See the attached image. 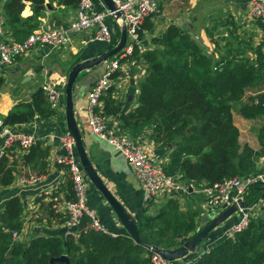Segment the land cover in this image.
Masks as SVG:
<instances>
[{
    "label": "trees",
    "instance_id": "16d2710c",
    "mask_svg": "<svg viewBox=\"0 0 264 264\" xmlns=\"http://www.w3.org/2000/svg\"><path fill=\"white\" fill-rule=\"evenodd\" d=\"M26 2L32 5L33 17H22ZM78 2L61 0L62 5L72 8ZM45 3L46 0H6L3 15L7 30L16 40H25L37 29V18L46 11ZM144 29H152L148 21ZM226 40L223 53L216 57L190 33L171 25L151 40L153 49L140 54L136 45L129 57L146 65L138 107L123 113L111 97L112 88L105 98V113L118 116L121 127L133 137L148 129L153 132L155 143L162 142L160 148L172 146L165 166L167 175H179L182 181L196 185L213 186L264 171L258 169V162L264 157V124L258 131L260 149L254 150L248 144H240V131L234 122L235 111L248 120H264V43L255 50L256 57L251 58ZM212 41L220 52L219 43ZM4 84L0 75V90ZM249 90L255 92L244 101ZM50 114L45 91L38 88L30 101L19 102L2 120L5 126H21L33 122L37 115ZM36 156H47L40 144L31 149L25 160L32 161ZM15 172L10 159L3 157L0 174L4 187L13 184ZM263 194L260 184L252 185L245 193V201L253 205ZM23 206L21 198L11 197L0 213V264H51L52 259L62 256L67 257L69 264H152V253L128 235L114 238L89 230L77 240L72 236L36 234L29 243L15 241L13 232H21L24 226ZM143 211L147 214L146 209ZM210 221V216L192 208L183 211L178 202L170 200L156 215H145L137 224L143 242L171 250ZM195 260L194 264H264V219H252L245 230L212 246Z\"/></svg>",
    "mask_w": 264,
    "mask_h": 264
},
{
    "label": "crops",
    "instance_id": "0c3cea01",
    "mask_svg": "<svg viewBox=\"0 0 264 264\" xmlns=\"http://www.w3.org/2000/svg\"><path fill=\"white\" fill-rule=\"evenodd\" d=\"M158 2L159 12L145 22L147 24L148 21L152 29L150 31L144 29L143 31V37L139 45L140 54L153 49L154 46L151 40L161 36L171 25L181 27L190 33L192 38L204 47L209 54L216 57L219 56V53H223L226 39L232 42L234 48L244 50L245 56L251 58L256 57L255 50L260 44L264 43V32L261 23L252 20L248 15L249 0H158ZM46 5H50L51 8L46 7V11L37 18L38 27L34 32L41 29L67 26L76 17L77 7L72 8L62 5L61 0H46ZM94 6L98 12L105 9L101 0L94 1ZM33 15L32 5L26 2L22 17L28 18L33 17ZM106 23L112 31V43L104 42L106 46H95L94 44L99 41H88L97 32V29L93 28L77 35L72 40L71 49L49 50V54L35 49L22 57L16 68L0 70V75L5 79V84L0 90V116H6L19 102L30 101L35 91L40 88L45 80L51 81V83H66L67 74L77 61L81 62L98 56L113 48L121 37V29L117 27L111 18H108ZM8 32L11 35V32ZM11 37L18 41L12 35ZM211 38L219 43L220 52L217 51ZM107 67L108 63H105L80 75L74 96L76 118L83 134L86 151L95 169L108 188L135 216L136 220L141 221L145 214L143 211V190L133 170L120 152L105 140L93 135L90 128L89 92L91 87L105 74ZM116 74L118 75L113 78L111 97L116 103L120 104L123 113L133 112L139 105L140 82L146 74V65L142 60L128 57L121 61V69ZM109 92L103 98L104 109L106 105L105 98L109 95ZM63 100L65 103V99ZM114 119L121 127L118 116ZM242 119L244 120V127L241 128L239 123L236 122L237 117L234 112V122L240 131V144L243 146L248 144L254 150H259L258 136L250 142L245 141L243 143V130L249 122L254 120H248L243 116ZM65 121V113L55 115L51 111L48 117L37 115L33 122L19 126L42 137L39 144L41 149L47 151V156L44 158L36 156L33 157L34 160L27 162L25 156L12 151L10 153V163H13L16 171L13 184L4 187L2 183L3 175L0 174V213L4 210L5 203L9 198L17 196L23 201L22 220L24 226L18 237V242L29 243L37 236L36 234L65 236L66 218L54 210V204L51 202L52 195L68 200L72 199L74 195L72 183L66 177L64 178L67 171L51 163L54 154L65 153V151H62L58 140L59 135L67 130ZM133 138L147 142L155 155L170 159L171 146L165 149L156 148L155 142L150 141L146 133ZM263 158H260L258 162L260 171L264 170ZM31 176H39L41 181L34 185L24 184L23 178ZM88 182L87 199L89 209L97 213L101 223L111 234L128 235L102 195L90 181ZM198 186L194 184L196 189ZM190 192L191 194L184 199V202H197L199 208L197 209L204 215L210 216L211 220L223 209V206L210 209L205 198L199 200L198 194L192 190ZM240 219L241 215L236 214L213 231L205 242L208 250L210 247L221 243L225 239L223 237L224 231L236 225ZM88 223L89 219L84 217L81 227H86ZM195 262L196 260H193L190 264Z\"/></svg>",
    "mask_w": 264,
    "mask_h": 264
},
{
    "label": "built area",
    "instance_id": "2783aa9c",
    "mask_svg": "<svg viewBox=\"0 0 264 264\" xmlns=\"http://www.w3.org/2000/svg\"><path fill=\"white\" fill-rule=\"evenodd\" d=\"M101 1L105 9L98 12L95 10L93 0H79L76 17L67 26L41 29L19 42L15 41L7 30L2 9L5 0H0V70L16 68L20 59L34 49L41 51L47 48L55 51L71 49L72 40L77 35L93 28H96L97 32L88 40L89 42L112 43V31L106 20L111 18L119 28L125 25L127 27L125 48L108 61L105 74L90 89L89 122L92 134L108 142L125 157L130 165L143 190V209H146L148 213L154 214V210L158 213L170 200L178 202L182 209L181 205L184 199L189 197L191 190L204 196L210 209L223 206L221 212L237 203L239 199L245 200V193L252 185L264 183V172L226 179L213 186L199 185L196 189L193 183L182 181L179 175H167L165 166L169 162L168 158L155 155L147 142L134 139L119 126L114 117L105 113L103 98L112 88L113 75L121 69V61L132 56L136 45H140V33L143 31L146 20L159 12V2L158 0H112L117 10L110 11L103 0ZM117 12L121 13L120 18L116 16ZM248 15L252 20L261 23L264 32V0H249ZM65 84L45 80L40 86L44 89L49 108L55 115L65 113L63 100ZM41 139L39 135L19 126H5L0 116V161L3 157L10 159L12 151L19 152L22 156L28 155ZM58 140L65 153L54 154L51 163L67 171L64 178L66 177L72 183L74 194L70 200L54 195L51 198L54 210L66 218L64 237L72 236L77 240L83 232L89 230L114 238L118 237L119 235L111 234L101 223L97 213L88 207L89 179L80 164L73 136L65 130L62 135H59ZM22 181L26 185H34L40 182L41 178L31 176L23 178ZM237 214L241 215V219L236 225L224 231L225 239L233 238L237 233L245 230L252 219H264V194L255 204L240 209ZM84 217L89 219V223L82 228ZM19 235L20 232H13V239L18 241ZM205 248L208 250L206 246ZM151 262L152 264L191 263H184L181 260L170 262L158 253H152Z\"/></svg>",
    "mask_w": 264,
    "mask_h": 264
},
{
    "label": "water",
    "instance_id": "95a60500",
    "mask_svg": "<svg viewBox=\"0 0 264 264\" xmlns=\"http://www.w3.org/2000/svg\"><path fill=\"white\" fill-rule=\"evenodd\" d=\"M103 2L105 3L107 9H109L110 11L117 10L112 0H103ZM46 7L51 8L50 5H46ZM116 16L120 18L121 13L117 12ZM120 29L121 37L118 43L113 48L102 54H99L98 56L91 57L81 62H77L68 72L67 81L65 84L66 129L75 140L76 151L80 164L85 171L89 181L105 199L106 203L112 209L119 223L127 232L128 236L136 244L141 245L151 253H158L167 261L174 262L181 260L184 263H190L195 260L196 257L204 255L207 252L204 243L209 238L210 234L218 227L223 225L226 221H228L231 217L236 215L240 209H244L245 207H247L248 204L243 198L239 199L237 203H234L224 211L220 212L208 224L202 227L197 234L180 243L175 249L165 250L154 244H148L141 240L135 216L108 188L104 180L95 169L86 151L83 141V134L76 118L74 104L76 84L80 75L107 63L110 59L115 57L122 49L125 48L127 43V27L123 25ZM45 52L49 54V49L47 48ZM260 185L264 193V183H261ZM55 262H66L67 264H69V260L66 256L54 258L51 260V264H54Z\"/></svg>",
    "mask_w": 264,
    "mask_h": 264
},
{
    "label": "rangeland",
    "instance_id": "374dc122",
    "mask_svg": "<svg viewBox=\"0 0 264 264\" xmlns=\"http://www.w3.org/2000/svg\"><path fill=\"white\" fill-rule=\"evenodd\" d=\"M94 1H96V0H94ZM102 11V10H101ZM108 20V19H107ZM107 20H106V22H107ZM109 22V21H108ZM103 43V44H102ZM95 46H100V47H102V46H106V44L104 43V42H101V41H99L98 43H95L94 44ZM35 50V49H34ZM33 51V50H32ZM108 63V62H107ZM78 83V82H77ZM249 92H251V93H249ZM254 90H249V91H247V94L245 95V99H244V101H247L248 100V98L249 97H251L252 96V94H254ZM237 108L236 109H238L239 108V106L237 105L236 106ZM235 114H236V117H237V120H236V122L237 123H239V125H240V127L242 128V127H244V125H243V119H242V115H240L239 113H238V111H235ZM65 124H66V121H65ZM264 124V120H259V121H257V120H254L253 122H249L248 123V125L247 126H245V130H243V143L245 142V141H251V140H254V138H256L257 136H258V129L262 126ZM144 133H146L147 135H148V138H149V140L150 141H155L154 140V138H152V136H151V134L153 133L151 130H148L147 129V131H145ZM251 137V138H250ZM257 139H258V137H257ZM156 144V148H158V147H160L161 146V144H162V142H156L155 143ZM171 146V145H170ZM243 146V145H242ZM172 147V146H171ZM199 200H203V198H204V196H202V195H199ZM183 208H182V210L183 211H187L189 208H192V210H194V211H197V212H200L198 209V206H197V202H184L182 205H181ZM198 208V209H197ZM156 213V211L154 210V214H152V213H148L147 212V214H144V216L145 215H156L155 214ZM235 216V215H234Z\"/></svg>",
    "mask_w": 264,
    "mask_h": 264
}]
</instances>
